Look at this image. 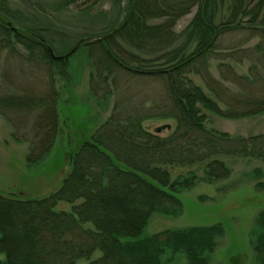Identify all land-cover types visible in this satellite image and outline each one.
I'll return each mask as SVG.
<instances>
[{
  "label": "trees",
  "instance_id": "obj_1",
  "mask_svg": "<svg viewBox=\"0 0 264 264\" xmlns=\"http://www.w3.org/2000/svg\"><path fill=\"white\" fill-rule=\"evenodd\" d=\"M75 1L62 0L61 4ZM194 8L187 27L176 35V22ZM36 9L32 4L22 8L0 0L1 49L19 46L28 59L37 58L58 69L65 81L69 57L77 52H85L92 66L98 62L107 73L114 65L134 75L160 78L177 125L171 134L160 137L158 131L149 133L133 123L119 126L118 133V126L106 121L93 136L69 150L68 171L49 195L28 197L0 191V264H76L79 260L86 264H175L182 258L185 264H210L217 238L224 232L220 223L151 234L147 227L154 216L182 215L180 196L196 182L228 178L230 168L218 154L264 162V134L230 136L205 125L207 112L231 119L264 112V96L247 95L240 98L242 108L220 109L217 102L221 99L211 85L208 94L186 78L190 65L209 66L217 39L224 33L246 30L264 38V0H126L116 27L99 31L82 27L74 37L66 36L71 43L67 48L64 39L51 36L50 15ZM83 12L89 16V10ZM48 97L40 113L48 112L50 121L41 114L39 123L45 120L44 128L50 125V130L38 146L29 147L28 166L41 163L55 145L58 93L52 89ZM2 101H20L17 106L30 111L44 98L9 95ZM114 132L118 134L115 141H110L114 136L103 138ZM201 165L203 179H198ZM176 168L187 171L173 177ZM253 231L252 251L257 264H264V209L256 214Z\"/></svg>",
  "mask_w": 264,
  "mask_h": 264
},
{
  "label": "rangeland",
  "instance_id": "obj_2",
  "mask_svg": "<svg viewBox=\"0 0 264 264\" xmlns=\"http://www.w3.org/2000/svg\"><path fill=\"white\" fill-rule=\"evenodd\" d=\"M10 1L22 8L32 4L36 11L43 10L50 15L51 36L55 40L64 39L63 47L67 48L71 44L67 37H74L82 27L90 31L116 27L122 20L126 0H76L67 6L61 4L62 0ZM87 10L89 16L83 12ZM194 12L195 8L176 22L173 30L176 35L187 27ZM73 54L67 63L68 78L65 81L58 75V69L39 63L37 58L28 59L27 52L21 47H0V98L37 94L44 98L43 103L33 105L30 111L20 109L16 103L20 101L0 103V191L22 192L28 197L49 195L68 171L69 150L80 140L93 136L96 128L106 121L118 129L130 123L139 124L149 133L158 131L160 137H166L175 130L177 123L172 117V105L162 79L127 73L114 65L107 73L98 62L94 65L98 69H94L85 52ZM212 55L207 68L190 65L186 78L208 94L211 91L207 86L211 85L221 99L217 102L218 108H242L240 98L264 96L263 37L250 35L246 30L226 32L217 39ZM250 79L255 80L254 83ZM51 80L55 83L54 88ZM52 89L58 93L55 145L41 163L28 166L25 155L29 147L33 144L38 146L39 141L46 137L44 133L50 130V125L44 128L45 120L41 124L39 120L42 114L50 121L48 112H40L47 106ZM25 105L31 106L29 103ZM205 125L230 136L262 135L264 112L232 119L207 112ZM49 133L51 136V131ZM116 136L118 134L114 132L103 138L115 141ZM186 139L184 137L182 141ZM186 143L192 144V139ZM218 157L224 159L230 168L228 178L212 183L196 182L192 189L180 196L184 205L182 215L177 218L152 217L147 233L220 223L224 232L217 238L210 264H257L251 241L256 214L264 209V185H258L264 184V162L232 157L224 152ZM202 168L203 165L197 170L198 179H203ZM186 171V168H176L171 174L175 177ZM66 207L60 205V208ZM76 264H86V261L79 260ZM175 264H185V261L182 258Z\"/></svg>",
  "mask_w": 264,
  "mask_h": 264
},
{
  "label": "water",
  "instance_id": "obj_3",
  "mask_svg": "<svg viewBox=\"0 0 264 264\" xmlns=\"http://www.w3.org/2000/svg\"><path fill=\"white\" fill-rule=\"evenodd\" d=\"M96 39H97V40H100L101 38H96ZM70 53H71V52H70ZM70 53H69V54H70ZM51 54H52V53H51ZM67 55H68V54H67ZM52 56H53V55H52ZM54 58H59V57H54Z\"/></svg>",
  "mask_w": 264,
  "mask_h": 264
}]
</instances>
